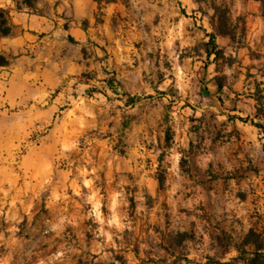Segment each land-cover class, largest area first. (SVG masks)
Returning <instances> with one entry per match:
<instances>
[{"label": "crops", "instance_id": "1", "mask_svg": "<svg viewBox=\"0 0 264 264\" xmlns=\"http://www.w3.org/2000/svg\"><path fill=\"white\" fill-rule=\"evenodd\" d=\"M215 2L238 23L235 36L220 33L218 16L211 20L214 8L196 0H42L22 8L8 0L11 32L0 37V54L8 59L0 66V159L30 137L25 158L50 162L80 130L123 122L137 145L143 138L157 143L151 128L163 124L156 164L169 162L164 182L160 169L135 167L125 170L133 186L147 188L155 205L167 206L174 231L201 229L208 199L220 200L219 254L225 261L240 254L245 234L237 237L231 228L244 207L235 196L244 185L230 169L217 176L213 143L225 132L224 138L240 143L262 137L254 124L257 105L248 95L256 79L264 82V16L258 0ZM212 35L215 50L232 57V64L208 54L204 44ZM159 96L173 105H160ZM33 130H39L36 143ZM167 137L169 157L162 153ZM37 177L49 180L45 165ZM105 177L114 196L113 170Z\"/></svg>", "mask_w": 264, "mask_h": 264}, {"label": "rangeland", "instance_id": "2", "mask_svg": "<svg viewBox=\"0 0 264 264\" xmlns=\"http://www.w3.org/2000/svg\"><path fill=\"white\" fill-rule=\"evenodd\" d=\"M14 1V8L27 6L24 0ZM40 1L28 3L36 7ZM0 7L11 10L8 0H0ZM162 97H158L160 105H173ZM162 126L151 128L157 143L143 138L140 145L125 134L124 126L80 130L73 143L59 145L57 157L42 165L39 159L25 158L30 137L16 144L9 159H0V264H247L240 254L224 257L229 261L219 254L215 238L219 237L216 214L220 200L208 199L201 229L174 231L167 206L155 205L147 188L141 191L133 186L134 177L125 170L135 167L160 169L159 180L164 182L169 162L161 168L156 164L159 135L166 130ZM231 131L235 137L240 132ZM38 133H31L34 143ZM224 137L213 141L215 173L224 176L230 169L236 183L244 185L235 193L244 207L231 230L240 238L250 229L263 235L262 142L257 138L254 143H240ZM174 139L172 132L171 142ZM168 140H163L162 153L169 157ZM44 165L51 177L40 181L37 176ZM109 169L116 177L111 182L117 192L114 196L105 179ZM67 176L72 186L65 183Z\"/></svg>", "mask_w": 264, "mask_h": 264}, {"label": "trees", "instance_id": "3", "mask_svg": "<svg viewBox=\"0 0 264 264\" xmlns=\"http://www.w3.org/2000/svg\"><path fill=\"white\" fill-rule=\"evenodd\" d=\"M29 0H24V2L27 4V6H31V4L28 3ZM198 2H203L205 6L214 8L215 12L213 14L218 16V23H219V32L224 35H231L235 36L236 30L238 28V23H234L231 21L230 14H229V8L225 5H219L215 2V0H196ZM261 3V13L264 16V0H258ZM17 4H19V1H16ZM204 6L199 5L198 9L203 10L204 12L207 11L203 8ZM7 11L5 8L0 7V37L6 36L10 33V27L8 25V18H7ZM208 54L210 52L215 53V58H223L224 62H227L228 64L233 63L232 57H225L223 54V51L220 49H216V46L213 44V35L210 37L209 41L204 44ZM8 63V59L5 57V55L0 54V66L5 65ZM248 76H253V74L250 72V70L247 71ZM226 81V76L217 77V83L219 86V89H222L224 82ZM255 87L254 91L252 92V95H248V97H252L255 100V105H257V110L255 117L257 118V121H255V125L257 128H259V131L262 133V137L260 138V141L262 142V150L264 151V86L263 81L255 80ZM108 86L110 88H113L114 84L111 79L107 82ZM114 92H116L115 89H113ZM220 101H222V98L218 97ZM243 100L242 98H235V101ZM129 102H132V98H128ZM127 123L123 122V126L126 127ZM169 137H167L168 139ZM246 246H250V249H247ZM240 250V255L244 258L247 264H264V234L257 232L255 229H250L243 237L241 242L238 245ZM229 264V263H224Z\"/></svg>", "mask_w": 264, "mask_h": 264}]
</instances>
